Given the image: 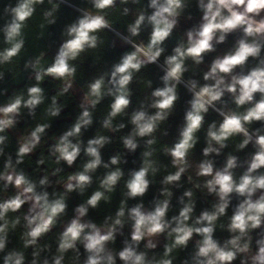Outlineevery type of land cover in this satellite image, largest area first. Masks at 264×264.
Masks as SVG:
<instances>
[{
    "label": "clouds",
    "instance_id": "1",
    "mask_svg": "<svg viewBox=\"0 0 264 264\" xmlns=\"http://www.w3.org/2000/svg\"><path fill=\"white\" fill-rule=\"evenodd\" d=\"M63 7L77 15L49 58L32 42ZM117 41L128 50L108 65ZM89 57L97 72L77 87ZM24 73L0 87V264H264V0H0V84Z\"/></svg>",
    "mask_w": 264,
    "mask_h": 264
},
{
    "label": "trees",
    "instance_id": "2",
    "mask_svg": "<svg viewBox=\"0 0 264 264\" xmlns=\"http://www.w3.org/2000/svg\"><path fill=\"white\" fill-rule=\"evenodd\" d=\"M72 3H75V4H79L80 3V0H71ZM193 12L195 14V16L198 18L199 16V13L196 12L195 8H193ZM77 15V13L72 9V8H69V7H63L62 8V11L60 13V18L58 20V23L56 25H53V26H50L49 29H48V33L46 35V37L40 41H33L32 43L36 44L39 48H45L48 50V56L49 58L54 54L55 50H56V47L58 46L59 42H60V32H61V29L63 28V26L67 23H70L73 19H75V16ZM194 22V21H193ZM193 22H185V21H182V28H187V27H190L191 26V23ZM119 27V25H118ZM146 39V35L144 37ZM231 39V38H230ZM175 43V39H173L172 41H169L168 44H169V51L171 50V47L174 45ZM30 47V51H35V49H32V45L30 44L29 45ZM38 47H37V50H38ZM125 50H128L127 46H122L121 44H119V41H117L116 43V47L114 49H111V50H106L105 53H104V60L107 61L108 65H110L111 63L115 62L116 60H118L119 56L122 54L123 51ZM208 60L211 59V57H208L207 58ZM21 67H22V62H21ZM102 67V65H101ZM83 69H84V72H83V79L82 80H78L77 82V87H79V85L81 83H83L84 81L90 79L93 75L96 74L97 72V68H94L92 67V61H91V57H89L86 61V63L84 64L83 66ZM147 77L153 79L154 81V87L156 86V84L158 83L157 81V76H158V70L155 68V67H150L149 69L145 70V73H144ZM28 74L27 73H24L22 74L21 78L18 79V81H13L12 79V76L11 75H8L6 77V83L4 84H0V87H7L8 88V95H11L12 92L16 89H19V88H23L25 86V84H29V83H32L33 81H29L28 80ZM46 90L48 91V94L51 95V94H54V89H53V82L49 80H46V82L44 83L43 85ZM133 88L136 89V86L133 85ZM181 102L178 104L177 106V110H176V113L174 115V117L170 118V123L172 124L173 126V135H174V130H175V125L177 123L180 122L181 118H182V115H183V101L188 99L189 96L188 94L181 88ZM136 96L139 97V96H142V93L139 92L137 90L136 92ZM6 98L5 97H0V103H2ZM77 99H78V96H77ZM135 99L136 97H134V102H135ZM109 103L108 100H105L100 106V111L102 112L103 110L106 109L107 107V104ZM75 114H76V109H75V100H72L69 102V105H68V108L65 110L64 113H62V116L60 119H57V120H54L52 123H53V127L51 129V132L50 134L52 133H56V134H59V132L61 130H63L64 126L68 123H71L72 120L74 119L75 117ZM100 113L98 112L97 115H99ZM217 117L215 116L214 113H210L209 116L207 117V119L210 121L212 119H216ZM29 123H31V121H29ZM98 127V125H94V128L92 130H90L88 133H86V138L87 137H90L91 135L94 134V131H95V128ZM23 128H24V125L21 124L19 126V131H23ZM10 136H11V147H10V151H14L15 147H16V139L15 137L13 136V133H10ZM171 139L172 137H168L167 138V142H171ZM203 136L201 134V143L197 145V149H196V158H199V155H200V149L203 147ZM119 148V145L116 144V145H110V146H107L103 151H102V154H103V157L105 160L108 159V157L113 154V152L115 150H117ZM250 150V149H249ZM39 155V150L37 151L36 154H34L32 156V166L29 167L27 164L24 165V167L26 168V170L31 173L32 172V169L35 167V160L37 158V156ZM138 155V153H137ZM241 156L244 155V153H241L240 154ZM136 157H133V156H129L128 159H129V164L126 166V167H133L131 161L133 159H135ZM162 159H164L162 157ZM222 160V157L220 158ZM164 162H167V160L165 159ZM0 166H2V161H0ZM67 171H72L73 169H66ZM156 187L158 186H154L153 188L150 189V192L147 196L146 199H151L152 195L155 193L156 191ZM180 193L177 192L176 195H179ZM119 192H117V194L114 196V199H113V203L111 206H104L102 205V209H104V211L98 213L96 211H90V217L96 221V222H101L102 219H103V215L105 214L106 211L108 210H115V207L118 205V201H119ZM81 197L77 196L76 194H73L72 195V198L70 200V209H71V206H74L76 205L77 203H79L81 201ZM209 200H211V198H209ZM133 203L132 201H130V204ZM205 206H208L206 203H204L202 200L200 202H198V207H197V212H199V210L202 208V207H205ZM70 214H71V211H70ZM218 236H220L221 238H223L224 236H226L227 234L226 233H217ZM16 241V238L13 237V242L15 243ZM117 246H119V238H118V241H117ZM183 255V254H181Z\"/></svg>",
    "mask_w": 264,
    "mask_h": 264
},
{
    "label": "rangeland",
    "instance_id": "3",
    "mask_svg": "<svg viewBox=\"0 0 264 264\" xmlns=\"http://www.w3.org/2000/svg\"><path fill=\"white\" fill-rule=\"evenodd\" d=\"M119 44H120V42H119ZM77 96H78V94H77ZM12 133H13V136L15 137V139H16L17 133L16 132H12Z\"/></svg>",
    "mask_w": 264,
    "mask_h": 264
}]
</instances>
